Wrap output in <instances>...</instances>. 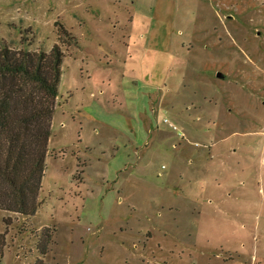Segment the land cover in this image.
<instances>
[{
  "label": "rangeland",
  "instance_id": "obj_1",
  "mask_svg": "<svg viewBox=\"0 0 264 264\" xmlns=\"http://www.w3.org/2000/svg\"><path fill=\"white\" fill-rule=\"evenodd\" d=\"M2 46L64 60L0 264H264V0H0Z\"/></svg>",
  "mask_w": 264,
  "mask_h": 264
},
{
  "label": "trees",
  "instance_id": "obj_2",
  "mask_svg": "<svg viewBox=\"0 0 264 264\" xmlns=\"http://www.w3.org/2000/svg\"><path fill=\"white\" fill-rule=\"evenodd\" d=\"M64 54L0 47V210L34 217L43 179Z\"/></svg>",
  "mask_w": 264,
  "mask_h": 264
},
{
  "label": "water",
  "instance_id": "obj_3",
  "mask_svg": "<svg viewBox=\"0 0 264 264\" xmlns=\"http://www.w3.org/2000/svg\"><path fill=\"white\" fill-rule=\"evenodd\" d=\"M217 78H219V79H225V75H223L222 73H218L217 74Z\"/></svg>",
  "mask_w": 264,
  "mask_h": 264
}]
</instances>
